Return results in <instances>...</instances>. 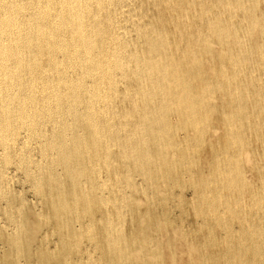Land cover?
I'll use <instances>...</instances> for the list:
<instances>
[{"label": "bare ground", "instance_id": "obj_1", "mask_svg": "<svg viewBox=\"0 0 264 264\" xmlns=\"http://www.w3.org/2000/svg\"><path fill=\"white\" fill-rule=\"evenodd\" d=\"M125 1L0 0V164L18 161L33 177L34 189L44 195L51 218L62 234L57 250L62 257L57 264H69L66 251H80L84 239L103 252L100 261L108 255L110 264L134 260L149 264V257L157 259L154 264L163 262L153 252L154 246L149 252L148 244L138 242L135 249L133 241L125 237L124 221L121 227L113 212L106 217L101 212V221L96 224L97 208L107 202L115 208L118 204L102 192L108 185L114 187L108 178L102 179V166L108 171L120 159L127 167L125 179H121L131 182L129 167L140 172L149 166L170 171L171 159L163 146L166 140L175 146L177 142L169 140L178 127H191L196 148H200L205 132L218 134L210 126L216 113L223 124L236 130L240 129L241 115L246 125L264 123V86L257 88L254 78L251 80L264 65V0H149L152 6L162 7L158 9H168L167 25L158 28L156 22L144 21V12L138 13L133 25L138 39H142L135 41L127 27L122 30L123 22L119 23L117 17ZM243 100L242 105H232ZM172 111L181 119L176 126L168 122ZM234 128L227 133L231 132L230 142L237 145L240 133ZM227 133L223 135L225 142ZM170 144L167 147H172ZM154 145L159 150L155 155L154 148L150 149ZM114 147L120 149L119 159H115ZM34 150L43 157L36 171ZM173 157L174 162H181L186 152ZM216 161L213 165L214 160L210 162V168L215 176L218 172L227 175V189L237 196L254 194L244 166L263 170L264 176V154L261 169L248 152ZM204 178L202 173L198 175L199 181ZM120 190L117 192L121 195ZM116 217L122 218L119 212ZM81 218H87V225L79 230L73 228L72 222ZM18 222L13 234L17 253L23 252L24 242L33 238L29 235L24 241L22 235L29 230L30 218H19ZM168 244L171 262L181 264L177 252L169 241ZM183 252L189 262L197 261L199 252L195 246L186 244ZM256 254L253 255H260ZM91 260L86 264H96ZM240 260L239 263L244 261Z\"/></svg>", "mask_w": 264, "mask_h": 264}, {"label": "rangeland", "instance_id": "obj_2", "mask_svg": "<svg viewBox=\"0 0 264 264\" xmlns=\"http://www.w3.org/2000/svg\"><path fill=\"white\" fill-rule=\"evenodd\" d=\"M157 7L152 6V3L149 2V0H126L125 7L122 9L121 13L119 12L117 16L118 20H120L119 23H121V21L123 22L120 24L121 26H123L121 27L122 30L127 27V31L130 33V37L133 41L142 39H138V35L135 32L133 25L135 23L134 21L137 19V14L139 13L141 15V12H144V21L147 20L148 22H156L157 25L155 24V26L158 28L164 25L166 26V19H168L166 15H168V9L167 11L166 8H163L162 10L158 9L162 8L160 5L158 8ZM156 8L158 10H156ZM123 11H125V14ZM160 12L163 14H161ZM164 14L166 17L163 16ZM119 15L120 17L122 16V18H120ZM154 15H156V17H160V19L158 20V18L155 17V20L157 19L155 21ZM123 16L125 17V21ZM131 28L132 32H130ZM145 28H147V31L148 27ZM196 68L199 70V67L196 66ZM258 69V72L255 71L257 73H255V77H251V80H253L254 78L253 84L254 86L256 85L255 87L257 88L259 85V87L264 86V65L262 64V66H260ZM260 69L262 70L260 71ZM259 74H261V76ZM257 75H259V78L257 77ZM260 77H263V79L261 78L262 80H260ZM226 88L227 87L223 85L222 90H225ZM262 88L264 89V87ZM217 93L219 94L220 91H217ZM244 103L245 100L240 103L234 102V104L232 103V105L238 106V104L242 105ZM177 114V112L172 111L168 115V122H171L172 124L173 122H175V126L178 121H181V119H179V115L177 116ZM241 118L242 123L240 125L244 126L239 125L240 129L236 130L234 126L229 127L223 124L222 117H220V115L216 113L212 118V121L210 122V126L217 129L218 134L216 133L217 135L212 136L210 131L205 132L204 142L199 145L200 148H196L197 146L191 133V127L183 126L178 127V129L176 128L174 134L171 136L172 140L170 139L169 141L177 143L175 144V146H173V143L170 144L166 140V142L164 141L165 143L163 149L165 151L168 150L171 162H174L173 159L175 160V157H173L175 153H181L185 151L186 158L181 162L175 161L174 164L170 162L172 168H170V171L168 172H166L165 170H163V172L159 169L155 170L152 168V166H149V170H142L143 172L134 169L132 170V168L129 167L128 169L132 171V180L130 179L131 182H127L126 180L122 181V179H125L124 176L126 174L125 172H127V167L125 168L121 164V160L119 159L118 152H120V149L114 147L113 153L115 154V159H119V161L116 160L118 164L114 165V168L112 167L108 169V171L104 166H102L100 175L102 174L101 176L104 181H106V178H108L109 181L107 182H110L111 186L114 185L112 189L109 185L104 188L102 191L103 194L106 195V198L109 197L111 199L112 197V200H115L116 204H118L117 208H115L113 204L107 202L106 204H104L105 206L103 205V208H97V210L94 212L96 224L98 225L100 223L101 218L103 217L102 214H104V217H106L113 212L112 215L115 216V221H120L121 227L124 221L125 225L123 229L125 237L129 241H133L134 248L136 249L138 247V242L140 244L146 243L148 244L147 250L151 252V247L154 246L153 252L157 253L159 255V258H163V262L161 261L160 264H174L171 262V258L168 255V241L171 244V249L174 252H177L178 258L181 259H177L181 264H216L217 261L218 264H237L239 263L238 260H240V257H242L241 260L244 259V261L242 260L243 262L240 260L243 264L247 258L249 260V264H259V262L261 264V262L264 261V252L262 253V251L264 250V246H262L264 245L263 170H251L247 165L244 166L246 173L251 178L253 188H255L254 194L237 196L233 194L229 189H227V186L225 185L228 180L227 175L224 176L223 173L218 172L215 176V173H212V168H210L209 165L213 160L214 162L212 163V165L217 162L216 160L230 158L231 156H235L241 151V153L248 152L257 162V168L261 169L263 164L260 163V160L262 158V155L264 154V123L261 125H248L247 123L246 125L245 116L241 115ZM254 127L256 130L254 129ZM233 128L236 131L239 130L240 133V142L238 141L239 143H237V145L236 143L234 144L230 142L229 135L231 134V132L227 133L228 130L230 131V129ZM225 132L227 133L226 137H228L226 139V142L223 137ZM233 133H235V131ZM248 135L250 136V140ZM184 136H186L187 138ZM179 137L181 138V140ZM251 140L253 142H250ZM165 144L166 147L169 144L170 146L172 144L173 145L172 147H167L168 149H166ZM156 148L157 146L155 145L150 147V149L156 152L154 153V151H152L154 155L159 151H156ZM34 151L35 158L37 159H34V154L32 155V159L37 160V164L34 161L33 165L35 166V168L33 169L34 166L32 165V169L33 171H36L38 166L43 163V157L39 150ZM252 151L256 153L253 154ZM38 161H40V163ZM7 165L0 164V168L1 166L2 168L5 167L3 169L1 168L2 170H0V172L2 173H0V264H57V261L62 257V255H59V252L57 251L61 243L62 234L61 232H59L54 219L51 218V210L46 199L44 198V195L34 189L35 187L33 177L29 176L28 173H25L26 169L23 167V165H21L18 161L7 163ZM173 165L175 166V168ZM104 171L107 172L106 176H104ZM109 173L111 174L109 175ZM200 173L205 176L202 181L198 180V175ZM114 174L117 178L114 176ZM31 178L32 180H30ZM120 179L121 181L119 182ZM110 180H112L114 184ZM159 187L160 190H158ZM114 189L116 191H114ZM119 190L122 192L121 195L119 194ZM161 192L162 195H160ZM236 198L237 200H235ZM125 200H127L128 202ZM116 209L124 219H119V217H116L118 213ZM100 213L102 217L100 216ZM125 215L127 216L126 218ZM19 218L26 219L27 221H29L30 218L28 227L29 230H25L24 234H22L24 236V241L27 240L29 235H31L33 238L30 241H26L27 244L24 242L22 246V249L24 250L23 252L20 251L19 253H17L13 246V234L18 229ZM99 218L100 220H98ZM253 222L258 223V225L253 224ZM86 225L87 218H81L80 221L74 220L72 222L73 228L77 230H79L81 227H85ZM255 226L256 228H258L256 229ZM209 228H211V232L209 231ZM255 229L259 232H257ZM250 233L252 236L250 235ZM249 238H251V241H249ZM253 239L256 241V243ZM252 241L255 243V245L257 244V247H255V249L259 247L257 249L259 253H257L255 249L251 250V247L255 246ZM245 242L247 243L248 248H245ZM248 242L249 244H252L248 246ZM258 242L259 244H261L260 246H258ZM186 244L193 245L197 248V252H199V255H196L197 261L193 263L189 262L190 259L188 260V255L183 252V246H185ZM237 248H240V250ZM242 251L244 253L246 252L245 257L242 256L244 254ZM102 253L100 250L96 249L95 245L88 239H84L80 251L68 249L65 255H67L66 261L69 260V264H77L78 262L81 264H86L87 261L91 259V261H97L96 264H110V257H108V255H106V260L104 259L100 261V259L104 257L102 256ZM247 253L250 256L247 255ZM253 254H260L261 256H255ZM252 255L254 256L253 258L251 257ZM236 256H238V258ZM250 257L252 258V260L259 257L258 260H254V262L257 261V263H254L250 259ZM149 258V264H154L155 262L158 263L157 259H154L155 257ZM241 262L239 264H242ZM247 263L245 262V264ZM122 264H141V262L140 260H134V262L125 261Z\"/></svg>", "mask_w": 264, "mask_h": 264}]
</instances>
